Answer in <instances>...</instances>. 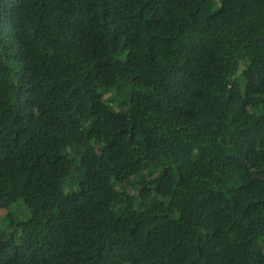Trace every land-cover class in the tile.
<instances>
[{"label":"trees","instance_id":"1","mask_svg":"<svg viewBox=\"0 0 264 264\" xmlns=\"http://www.w3.org/2000/svg\"><path fill=\"white\" fill-rule=\"evenodd\" d=\"M0 264H264V0H0Z\"/></svg>","mask_w":264,"mask_h":264},{"label":"rangeland","instance_id":"2","mask_svg":"<svg viewBox=\"0 0 264 264\" xmlns=\"http://www.w3.org/2000/svg\"><path fill=\"white\" fill-rule=\"evenodd\" d=\"M239 87H240V90H241V92L243 93L244 92V84H243V82H241L240 84H239ZM111 92H113V94L114 95H112V97L110 98V100H111V103L113 104L114 103V108H116L117 109V104L115 103V100L117 101V103H118V100L120 99V98H122L123 96L122 95H119V94H116L115 92V90H113V89H111L110 90ZM115 91V92H114ZM106 92V91H105ZM104 94V96L106 97V98H108V96H106L105 95V93H103ZM92 146L94 147V148H97L98 150H100L101 148H102V145H99V144H97V143H95V142H92ZM64 185H65V190H66V192H69L70 190H71V188H72V185H75V186H77L78 187V180L76 179L75 181H73V182H71V181H69V179H67L66 181H65V183H64ZM71 198L73 199V200H75V196H71ZM3 214H6V212H2ZM11 214H12V219L14 220V222H23V221H26V220H28L29 219V217H30V211L25 207V206H15V207H13L12 209H11ZM7 217H2V219H5V220H7L6 219ZM108 227V226H107Z\"/></svg>","mask_w":264,"mask_h":264}]
</instances>
